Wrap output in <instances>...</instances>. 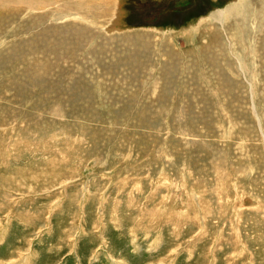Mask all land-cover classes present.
Masks as SVG:
<instances>
[{
    "label": "rangeland",
    "instance_id": "rangeland-1",
    "mask_svg": "<svg viewBox=\"0 0 264 264\" xmlns=\"http://www.w3.org/2000/svg\"><path fill=\"white\" fill-rule=\"evenodd\" d=\"M0 264H264V0H0Z\"/></svg>",
    "mask_w": 264,
    "mask_h": 264
},
{
    "label": "trees",
    "instance_id": "trees-1",
    "mask_svg": "<svg viewBox=\"0 0 264 264\" xmlns=\"http://www.w3.org/2000/svg\"><path fill=\"white\" fill-rule=\"evenodd\" d=\"M202 5V7H203V9L205 10V6H204V4H201ZM174 18L176 19V18H180L181 17V11L179 10V9H175L174 10ZM203 13V12H202ZM201 13H199V15H200Z\"/></svg>",
    "mask_w": 264,
    "mask_h": 264
},
{
    "label": "bare ground",
    "instance_id": "bare-ground-1",
    "mask_svg": "<svg viewBox=\"0 0 264 264\" xmlns=\"http://www.w3.org/2000/svg\"><path fill=\"white\" fill-rule=\"evenodd\" d=\"M20 1V0H19ZM23 4V3H22ZM236 6V5H235ZM239 6V5H238ZM233 8V7H232ZM238 9H239V7H238ZM230 10H231V8H230ZM233 10V9H232ZM234 11H236V10H234ZM225 11H220L219 13H218V15L219 16H221V17H223L224 15H225Z\"/></svg>",
    "mask_w": 264,
    "mask_h": 264
}]
</instances>
